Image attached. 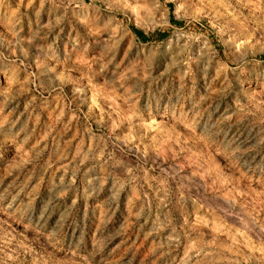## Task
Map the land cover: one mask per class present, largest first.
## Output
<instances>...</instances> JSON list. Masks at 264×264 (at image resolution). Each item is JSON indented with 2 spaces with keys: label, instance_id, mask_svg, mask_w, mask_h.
<instances>
[{
  "label": "rangeland",
  "instance_id": "obj_1",
  "mask_svg": "<svg viewBox=\"0 0 264 264\" xmlns=\"http://www.w3.org/2000/svg\"><path fill=\"white\" fill-rule=\"evenodd\" d=\"M0 264H264V0H0Z\"/></svg>",
  "mask_w": 264,
  "mask_h": 264
}]
</instances>
